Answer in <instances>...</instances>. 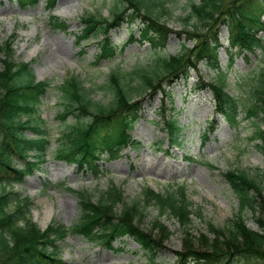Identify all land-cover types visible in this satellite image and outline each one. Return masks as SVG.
I'll use <instances>...</instances> for the list:
<instances>
[{"label": "trees", "instance_id": "obj_1", "mask_svg": "<svg viewBox=\"0 0 264 264\" xmlns=\"http://www.w3.org/2000/svg\"><path fill=\"white\" fill-rule=\"evenodd\" d=\"M166 3L167 0H114L115 11L110 18L98 20L94 15H88L82 20L80 40L99 36L122 22L138 26L141 38L150 43L152 57L146 66H134L128 71L118 66L111 69L107 79L94 89H86L83 81L73 76L62 82L60 87L65 91L62 90L57 117L65 124V129L63 142L57 149L60 156L68 155L80 167L92 168L94 159L111 152L113 140L119 134L113 132L114 128L118 124L130 127L137 119L140 102L137 97L157 91L166 79L171 83L174 79L188 77L189 68L201 59L216 70L215 82L206 83L212 89L216 111L232 127H238L242 119L255 125V138L264 144V130L258 123L259 120L264 122V20L261 19L264 0H189L184 15L178 18L181 32L187 41L193 42V46L182 42L175 54L161 53L171 32L160 20L172 16ZM51 19L55 26L65 27L59 18L53 16ZM219 23L227 24L230 29V48L234 47L237 53H260L258 67L247 82L237 86L247 88L246 98L225 90V75L219 67L216 52ZM100 41L104 44L99 56L111 57L114 54L112 43L105 36ZM2 54L0 264H65L58 257L55 244L70 232L91 240L95 238L109 247L113 240L128 236L136 241L148 261L161 264L156 261L157 254L171 234L160 219L164 214L178 223L182 233L181 248L175 252L177 258L173 264H264L262 179L258 173L251 176L239 169L227 170L224 174L238 201V211L225 226L205 222V231L196 236L191 232L193 216L202 219V213L192 209L183 186L176 184V191L164 193L145 189L141 199L127 201L112 181L95 199L86 190L78 192L80 216L71 227L51 221L41 229L29 218L31 200L20 198L9 182L20 180L34 166V163L25 161L23 169L15 168V157L26 159L29 151L42 157L48 146L44 121L37 113L47 84L35 81L27 64L14 62V51L8 42L0 44ZM232 61L231 58L229 65ZM95 89L110 97L107 103L92 100ZM241 111L243 117L239 119ZM161 123L168 144L181 146L183 127L172 113L162 116ZM28 129L34 136L25 134ZM72 130L76 135L71 134ZM261 149L264 152V145ZM147 206H154L158 216L150 220V227L145 230L140 225L146 217L144 209ZM247 213L257 228L247 225Z\"/></svg>", "mask_w": 264, "mask_h": 264}, {"label": "rangeland", "instance_id": "obj_2", "mask_svg": "<svg viewBox=\"0 0 264 264\" xmlns=\"http://www.w3.org/2000/svg\"><path fill=\"white\" fill-rule=\"evenodd\" d=\"M46 1L39 0L35 6L20 7L16 0H0V42L10 41L15 60L29 64L36 80L49 83V89L39 106V114L43 116L46 130L53 137L51 155L39 165L38 170L14 186L20 197L31 200L29 218L32 221L42 228L50 221L72 226L79 217L78 192L86 190L95 199L100 191L107 188L109 180L121 190L127 201L141 199L146 188L165 192L169 189V183H182L193 210L202 213V219L193 216L191 231L195 236L205 231V222L225 226L237 211L238 203L223 180L224 171L239 169L251 176L258 173L262 179L261 195L264 198V155L256 146L258 141L249 139L255 130L254 126L243 122L239 128H231L215 112L212 89H199L196 86L198 84H195L196 81L215 82L216 71L203 60L196 62L195 69H190L189 78L181 77L170 85L169 93L165 90L166 94L162 95L163 89L159 88L151 95L147 92L137 97L140 101L138 118L128 132L121 129L123 124H118V131L130 136L131 140L140 141L142 147H125L119 158L101 162L103 171L99 176L57 160L52 152L59 144L58 136L63 127L60 129L61 125L56 120L59 93L63 95L62 90L65 91L64 87L59 88L60 92L57 91L61 82L67 76L74 75L85 81L86 88H95L107 79L112 68L118 66L128 71L134 66H146L152 54L147 40L125 43L130 30L122 25L108 32L118 47L114 59L100 58L95 63L98 52L96 42L88 41L80 50L74 35H79L83 27L82 20L88 15H94L98 20L110 18L114 0H55L50 13L65 20V30L54 28L48 22ZM188 1L167 0L166 6L172 11V16L167 19L161 17L160 20L171 32L165 47L161 49L162 54L177 53L182 42L192 46L191 40L187 41L181 32L182 25L178 18L184 15ZM217 30L221 44L217 58L224 69L229 63L225 46L229 34L224 25L218 26ZM133 34L137 36L136 26ZM61 39L66 44L65 48H59L54 53L51 50L53 42L58 44ZM50 51L53 52L52 57L48 55ZM258 57L259 51L239 53L234 57L232 68L224 78L228 93L247 97V88L237 86L247 82L258 67ZM167 82L168 79L162 81L161 85ZM109 98L100 90L92 94L93 101L103 104ZM170 113L183 126L184 142L168 154L163 149L166 147L165 140H162L165 132L160 127V118ZM260 123L264 129V122ZM25 134L31 136V130H26ZM71 134L76 135L74 130ZM186 156H193L194 160ZM20 164L21 161H14L16 166ZM144 213L146 217L140 226L148 230L150 220L158 216V211L154 206H147ZM250 216L249 213L245 214L247 225L257 228ZM160 219L171 234L158 253L157 260L161 264H173L177 258L174 253L181 248L182 233L178 223L168 215L164 214ZM56 245L61 260L67 264H152L147 263L143 250L129 237H124L123 249L118 251L75 234H69ZM113 245H119L118 241Z\"/></svg>", "mask_w": 264, "mask_h": 264}, {"label": "bare ground", "instance_id": "obj_3", "mask_svg": "<svg viewBox=\"0 0 264 264\" xmlns=\"http://www.w3.org/2000/svg\"><path fill=\"white\" fill-rule=\"evenodd\" d=\"M65 45H66V44H65V42H64L62 39H61V40H58V44H56V43L53 42V47H54V48L51 47V50H52L54 53H56V52L59 50V48H60V49H62V48L64 49V48H65ZM52 51H50L49 54H48L50 57H52V53H53Z\"/></svg>", "mask_w": 264, "mask_h": 264}]
</instances>
